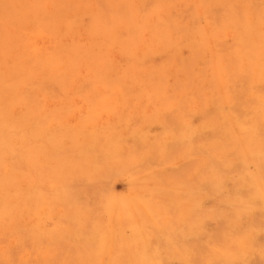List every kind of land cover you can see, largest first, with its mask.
<instances>
[{
	"label": "rangeland",
	"instance_id": "obj_1",
	"mask_svg": "<svg viewBox=\"0 0 264 264\" xmlns=\"http://www.w3.org/2000/svg\"><path fill=\"white\" fill-rule=\"evenodd\" d=\"M0 264H264V0H0Z\"/></svg>",
	"mask_w": 264,
	"mask_h": 264
},
{
	"label": "bare ground",
	"instance_id": "obj_2",
	"mask_svg": "<svg viewBox=\"0 0 264 264\" xmlns=\"http://www.w3.org/2000/svg\"><path fill=\"white\" fill-rule=\"evenodd\" d=\"M23 258V257H22ZM20 260V259H19Z\"/></svg>",
	"mask_w": 264,
	"mask_h": 264
}]
</instances>
